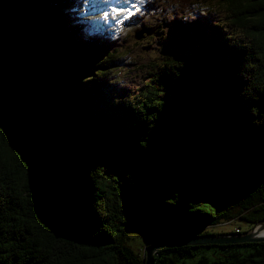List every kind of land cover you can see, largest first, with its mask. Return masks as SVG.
Instances as JSON below:
<instances>
[{
	"label": "trees",
	"instance_id": "16d2710c",
	"mask_svg": "<svg viewBox=\"0 0 264 264\" xmlns=\"http://www.w3.org/2000/svg\"><path fill=\"white\" fill-rule=\"evenodd\" d=\"M63 1L0 0V264H144L158 238L264 220V0H181L210 6L173 13L135 86L114 72L132 44ZM154 264H264V241Z\"/></svg>",
	"mask_w": 264,
	"mask_h": 264
},
{
	"label": "rangeland",
	"instance_id": "374dc122",
	"mask_svg": "<svg viewBox=\"0 0 264 264\" xmlns=\"http://www.w3.org/2000/svg\"><path fill=\"white\" fill-rule=\"evenodd\" d=\"M77 1L80 0H64L63 4H66L68 2L69 5H71V10L74 9L78 15L80 14V16H82L83 18L90 20V25H93L96 28L95 29L96 31L100 29L108 28L110 29V31L113 32V35H115V37L125 38L124 43L132 44V49H130L131 51L130 57L127 60H125L122 63V65L119 66V68L122 69L120 70L117 69L114 72L118 71L120 77L123 79V82L125 84L133 85V86L137 85L138 80H141V75L143 72L148 71L147 68H152L158 63V56L160 53L158 49H156L158 48V45L156 44L155 41L163 37L164 33L162 29L166 26V22L169 21L170 17L173 16V13L175 12V15L181 16V18L184 17V19H190V18H195L197 14L204 13L205 10L203 9H205L206 6L207 7L210 6L208 3L206 6L205 3L200 4V6L192 3L185 4L180 0L181 6L179 5L169 6V2L166 3L164 2L162 5L166 6V8L160 10L159 7L155 9L153 8L151 10L150 7L143 8L144 0H133L134 3L131 6L130 12L131 13L134 12L136 8L138 10L135 12L133 16H130L123 23H121V20H123L125 16L115 15L114 10L113 12H110V14L107 16L106 19H103L107 11L105 5L108 0H91V1L86 0L84 6H82L81 2L77 4ZM157 1L160 2V0ZM74 3H76L75 6H73ZM155 3H157L156 0H154V4ZM82 11L85 12L87 15L82 14ZM207 20L212 24L218 23L219 25H221V28H218L219 31H221L222 33L225 32L226 35H228L230 41H232V37H233L232 32L233 30L234 31L237 30V28H234L229 23L223 21L219 11H216L211 15H207ZM143 26H146L148 29H155V30L150 33L144 34V36L140 38H137L136 30L143 28ZM240 30L243 31L242 29ZM204 33L207 39H209L210 41H216L215 36H211L207 32ZM150 37H153V39L150 40L149 39ZM179 37L182 40L185 39L186 30ZM195 40H197V38ZM121 59L123 60L124 58L122 57ZM143 60L147 61V65L142 69L138 67L137 62L139 61L143 62ZM126 61L130 62V65L127 67L132 68L131 74L134 75L132 77H129L128 74H124L126 73V71L125 69L123 70V67H126L124 66V63H126ZM148 63L150 64L148 65ZM111 78L109 79V81H113L111 80ZM239 229H241L243 232V230L247 231L250 228H248V226L245 223H242L237 219H233L229 222L220 223L218 225L204 228L202 230L207 232H214V233H228L231 232L232 230L239 231ZM134 244L137 249L141 247L140 246L141 243H139L138 241H135Z\"/></svg>",
	"mask_w": 264,
	"mask_h": 264
},
{
	"label": "water",
	"instance_id": "95a60500",
	"mask_svg": "<svg viewBox=\"0 0 264 264\" xmlns=\"http://www.w3.org/2000/svg\"><path fill=\"white\" fill-rule=\"evenodd\" d=\"M146 33H150L147 29ZM144 31H136V37L140 38ZM264 228V220L259 221L249 230L238 234L223 233H203L195 235L177 236L171 238H158L150 243L145 250L144 264H154V255L161 249L185 246V245H209V244H227V243H243V242H260L264 241V235L260 230Z\"/></svg>",
	"mask_w": 264,
	"mask_h": 264
},
{
	"label": "bare ground",
	"instance_id": "6f19581e",
	"mask_svg": "<svg viewBox=\"0 0 264 264\" xmlns=\"http://www.w3.org/2000/svg\"><path fill=\"white\" fill-rule=\"evenodd\" d=\"M123 2H125V1H123ZM78 16H80V14H79ZM80 18L83 19L84 21H85V20L87 21V19H86V18H83L82 16H80ZM144 34H147V33H146V30H144ZM260 231H261L260 233L264 235V228L261 229Z\"/></svg>",
	"mask_w": 264,
	"mask_h": 264
}]
</instances>
